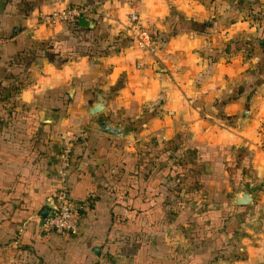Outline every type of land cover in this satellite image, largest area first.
<instances>
[{
  "label": "crops",
  "instance_id": "crops-1",
  "mask_svg": "<svg viewBox=\"0 0 264 264\" xmlns=\"http://www.w3.org/2000/svg\"><path fill=\"white\" fill-rule=\"evenodd\" d=\"M81 1L97 11L92 28L78 24L77 35L42 24L41 16ZM245 4L0 0V264H95L104 256L119 264H264V0ZM110 12L138 13L139 22L125 35L112 29L110 46L123 47L101 56L90 39ZM139 33L150 50L126 43ZM234 90L240 96L224 118L204 113L196 122L195 112H180L189 100L195 111ZM161 102L165 110L152 107ZM100 103L120 136L95 130L88 111ZM181 135L188 149L180 167L163 162V144ZM67 146L70 197L82 207L78 233L42 236L40 213L56 194L57 156ZM248 183L255 203L233 205Z\"/></svg>",
  "mask_w": 264,
  "mask_h": 264
},
{
  "label": "built area",
  "instance_id": "built-area-1",
  "mask_svg": "<svg viewBox=\"0 0 264 264\" xmlns=\"http://www.w3.org/2000/svg\"><path fill=\"white\" fill-rule=\"evenodd\" d=\"M250 1V0H247ZM95 16L93 9L86 5L77 7H65L52 14L41 16L42 24L55 28L59 26L75 27L82 18L91 19ZM132 22L139 21L136 13L131 15ZM137 48L146 51L151 48L149 36L140 33L137 36ZM72 157L70 146L65 147L57 156L55 167L56 194L50 200V214L44 220L43 230L47 233H55L60 236L75 235L78 232L82 218V207L70 197L69 168ZM97 264H119L116 259L103 257Z\"/></svg>",
  "mask_w": 264,
  "mask_h": 264
},
{
  "label": "rangeland",
  "instance_id": "rangeland-1",
  "mask_svg": "<svg viewBox=\"0 0 264 264\" xmlns=\"http://www.w3.org/2000/svg\"><path fill=\"white\" fill-rule=\"evenodd\" d=\"M254 2V1H256V0H250V1H247V0H236V2L237 3H239V2H242V3H250V2ZM256 3V2H255ZM77 3H70L69 2V5L68 6H66V7H77V6H75ZM79 4H82V1H81V3L79 2ZM83 5H88V4H84L83 3ZM89 6V5H88ZM89 7H91V8H94L92 5L91 6H89ZM93 13H96V15H97V11L96 10H94L93 9ZM137 15H138V13H136ZM131 14L130 13H123V12H114V13H112V12H110V15L108 14V19L110 20V21H112V23L110 24L109 23V20L107 19V23H104V26H103V28H101V30L99 31V34H98V36H97V38H96V40H95V42H97V44L98 43H100V40H102L104 37H108V40H106L105 42H103L102 43V47H99V48H101L103 51L104 50H106L107 49V47H113V49L115 50V52H114V54L116 55L117 54V47L118 46H116V44L114 43V45L113 46H110V42H111V40H110V33H111V30L113 29H115V30H117V31H114L115 32V34L116 35H121V34H126V27H129V26H131V27H136V26H138V22L139 21H137V22H132V20H131V16H130ZM106 17V16H105ZM94 18H96V16H94ZM93 19V18H92ZM115 25V26H114ZM60 27V26H59ZM61 27H64V26H61ZM56 28V27H55ZM55 28H53V29H55ZM108 34V35H107ZM140 34V33H139ZM121 40H122V37L120 38ZM136 40H128L127 39V42L126 43H128V42H130V43H132V45H135V47L137 48V36H136V38H135ZM119 40V39H118ZM132 41V42H131ZM95 42H94V45H96L95 44ZM138 49V48H137ZM124 83H125V81H124V78H121L120 79V81H119V84H118V86H120L121 85V87H123L124 86ZM123 85V86H122ZM119 89V88H118ZM181 91L183 90V89H186L185 87L184 88H179ZM211 90H214V88H209V90H206L207 91V93H206V96H210L211 95V93H210V91ZM180 91V92H181ZM198 92V91H197ZM234 92H236V90H234ZM234 92H232V94L231 95H233V93ZM210 94V95H209ZM170 95L172 96V95H174L173 97H175V95H179V96H182L183 97V95H182V92L181 93H178V91H176L174 94L173 93H171L170 92ZM194 95H196V94H194ZM231 95H229V96H227L225 99H229V97H231ZM212 97V96H211ZM239 98V97H238ZM238 98H236L235 100H234V102H232V103H230V104H233V103H235L236 102V100H238ZM188 99H190V98H188ZM224 99V98H223ZM187 101L186 100V98H181V101H183V102H185V101ZM149 101V100H148ZM172 101H173V99H172ZM221 101H223L222 100V96H221ZM189 102H191V100H189V101H187V103L185 102L184 103V105H182V107H183V109H181V111L180 112H182V114H185V112L184 111H186V110H190L189 111V113L191 114V115H193L191 112H195V116H196V119H195V117H194V119L196 120V122H197V120L199 119V121L200 120H202L203 119V116H204V113L206 114L207 113V115L208 116H210V115H215V116H222L223 118L225 117L223 114H222V112L224 113V109H223V111L222 112H220L219 110H218V105H220V103H216V104H214V102L212 101L211 102V105H206V104H204V105H200V106H195V105H193L194 107V110L195 111H192V109L188 106V103ZM146 104V105H145ZM144 105L148 108V107H151V104H148V102H146V101H144ZM186 105V106H185ZM157 107V108H160L161 110H165L166 108H163V106H164V102H161V103H157V104H155V105H153L152 107ZM165 106H166V104H165ZM168 106H170V105H168ZM167 106V107H168ZM175 106V105H174ZM188 106V108H186ZM208 106V107H207ZM27 107H28V104H22V105H19V108H20V110H21V112H25V111H27ZM113 111H115L116 112V108H115V104H114V110ZM121 111L122 110H119V111H117V115L118 114H120L121 113ZM169 113H172L173 114V112L172 111H170ZM111 116V115H110ZM120 116V115H119ZM205 117H206V115H205ZM174 118V117H173ZM206 119V118H205ZM207 119H209V118H207ZM211 119L212 120H216L215 119V117L214 116H211ZM232 124V123H231ZM140 128H144V125H143V127L141 126ZM262 128V127H261ZM139 129V128H138ZM170 131L172 130V128L171 129H169ZM177 130H178V128H177V126L176 127H174L173 128V130L171 131L173 134H175L176 132H177ZM259 131V130H258ZM170 132V133H171ZM171 133V135H173ZM137 135H138V137L135 139V140H138L141 136H142V131H138L137 132ZM140 139H142V137L140 138ZM176 138H174L173 140H172V142L173 141H178V138L175 140ZM179 139L181 140V149L179 150V151H174V150H172V149H169V151H167V149H168V145H166V144H163L164 145V147H163V151H162V153H161V155H162V159L161 160H163V162H167V160L169 161L170 159H172L171 161H175L174 162V164L173 165H175V163H179V167H180V165H181V162L180 161H182L183 159H185L184 158V153H185V149H188V148H186L185 146H184V141H183V136L181 135L180 137H179ZM141 141V140H140ZM139 141V142H140ZM145 141V140H144ZM137 142V141H136ZM135 142V143H136ZM146 142V141H145ZM127 143H128V145H129V142L127 141ZM175 143H177V142H175ZM136 144H138V143H136ZM132 145H133V143H132ZM182 146L183 147H185V148H183L182 149ZM132 147V146H131ZM179 147V148H180ZM133 149V148H132ZM177 150V149H176ZM142 151V149H135V150H132V153H135L134 154V157H135V159H139L140 157L142 158V156L144 155V152H141ZM166 151V152H165ZM151 154H152V157H151V159H153V155H154V153H152L151 152ZM190 160H192V159H189L188 160V164H191V163H189V161ZM187 164V165H188ZM170 167H171V165L169 164V165H167V166H165L164 167V169H166V173L165 174H163L164 176H168V177H170V175H171V173L169 172L170 171ZM178 167V168H179ZM148 170V169H147ZM173 171H175L176 169H172ZM188 170V169H187ZM176 173H178V175H181V177L182 176H185L186 175V168L184 167L183 169H181V170H179V172H176ZM173 175H175V177L177 176V174H175V173H173ZM167 189V188H166ZM79 229V228H78ZM172 230H170V232H171ZM78 233V232H77ZM77 233L75 234V235H67V236H60V235H57V234H55V233H53V234H55V235H57V236H59V237H61V238H63V239H66V238H74V237H76L77 236ZM47 234H50V233H47V232H45L44 230H42V236H45V235H47ZM169 234V233H168ZM167 234V237H166V239H172L173 237H171L170 235H168ZM173 236H174V238L175 237H177V234L175 235V234H173ZM170 239V240H171ZM104 257H106V256H104ZM116 257H113V259H115ZM99 260H101V259H99ZM99 260H97V262H95V264H97L98 263V261Z\"/></svg>",
  "mask_w": 264,
  "mask_h": 264
},
{
  "label": "water",
  "instance_id": "water-1",
  "mask_svg": "<svg viewBox=\"0 0 264 264\" xmlns=\"http://www.w3.org/2000/svg\"><path fill=\"white\" fill-rule=\"evenodd\" d=\"M78 24L81 28L89 29L93 27L90 19L87 18L80 19ZM104 111H105V105L103 103L92 106L88 111V114L91 117L96 118L94 120L95 130L111 136H120L121 135L120 127L114 125L111 121H109L104 116ZM255 191L256 189L253 188L250 183H248L245 186V189L232 199L233 205L238 207H247L253 205L255 203V199L253 198ZM49 214H50V205H47L40 213V216L43 220V225H44V220L48 217Z\"/></svg>",
  "mask_w": 264,
  "mask_h": 264
},
{
  "label": "trees",
  "instance_id": "trees-1",
  "mask_svg": "<svg viewBox=\"0 0 264 264\" xmlns=\"http://www.w3.org/2000/svg\"><path fill=\"white\" fill-rule=\"evenodd\" d=\"M105 1H107V0H103V2H105ZM132 1V0H131ZM241 3V2H240ZM86 4H88V3H86ZM245 4V3H244ZM81 5H83V3L82 4H79V3H77L75 6H81ZM89 6H91L90 5V3L88 4ZM87 5V6H88ZM243 6H245V8H246V6H248V7H250V8H253V5L252 4H245V5H243ZM255 7V6H254ZM65 28H67V30L69 29V30H71V31H73V33L74 34H77L78 35V32H79V30H78V25L77 26H75V27H68V26H66ZM93 36H94V34H92ZM108 35V34H107ZM91 36V39H90V41H92L93 42V44H94V42H95V37L96 36ZM97 38V37H96ZM106 40H108V37H104L102 40H100V43H98L97 45V48L98 49H94L92 52H96L98 55H101V56H108V55H111V54H114V52H115V50H112L111 52H105V51H103L101 48H99V47H102L103 45H102V43L103 42H105ZM36 46H40V45H38V44H36ZM116 46H118L117 47V49H119V48H121V47H123V46H121L119 43H116ZM41 47V46H40ZM91 47H92V45L90 44V45H87V48H84V51H86V52H89L90 50H91ZM93 49V48H92ZM96 50V51H95ZM93 54V53H92ZM105 84V81H101V84H100V86H103ZM121 87V85L120 86H118V88H120ZM56 92H59V91H56ZM240 91H238V90H236V92H234L233 93V95H231V97H229V99L228 100H226V101H224V102H221L220 103V105H218V110L220 111V112H222V110L224 109V107L226 106V105H228V104H230V103H232V102H234V100L236 99V98H238L239 96H240ZM155 114L154 113H152V114H150V115H148V116H146L145 118H144V120H143V122L141 123V125H140V127L141 126H143V124H145V122H147L150 118H152L153 116H154ZM88 124V122L87 121H84V125H87ZM179 137L180 136H178V141L176 140L177 139V137H176V141H173V142H170V143H167L166 145H168V149H173V150H176L179 146H181V140L179 139ZM175 142H177V143H175ZM108 257H111V258H113V256H108ZM116 259V258H115ZM117 260V259H116Z\"/></svg>",
  "mask_w": 264,
  "mask_h": 264
}]
</instances>
